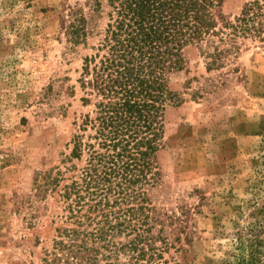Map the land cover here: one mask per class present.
<instances>
[{
    "label": "rangeland",
    "instance_id": "374dc122",
    "mask_svg": "<svg viewBox=\"0 0 264 264\" xmlns=\"http://www.w3.org/2000/svg\"><path fill=\"white\" fill-rule=\"evenodd\" d=\"M252 1L223 0L222 14L233 22ZM101 2L95 13L93 0H0V264H75V251L86 264L80 246L104 244L92 234L105 219L87 206L77 213L67 198L88 146L105 152L86 123L100 98L81 87L84 59L99 53L111 22ZM77 14L90 33L78 45L67 33ZM237 42L217 66L207 57L213 46L186 48L184 69L167 78L182 102L166 106L162 145L150 157L149 218L133 223L152 241L138 264H263L264 40ZM127 234L109 238H135Z\"/></svg>",
    "mask_w": 264,
    "mask_h": 264
},
{
    "label": "trees",
    "instance_id": "16d2710c",
    "mask_svg": "<svg viewBox=\"0 0 264 264\" xmlns=\"http://www.w3.org/2000/svg\"><path fill=\"white\" fill-rule=\"evenodd\" d=\"M106 1L112 9L111 22L99 53L84 59L81 83L83 89L93 90L100 98L96 117L87 118L86 123L92 124L95 140L105 152L88 146L87 167L81 181L69 187L67 198L75 196L77 213L87 206V212L95 214L92 218L105 219L92 236L104 243L100 247L109 254L104 256L100 247L80 246L88 253L86 264H97L99 255L106 264H120L117 257L121 254H127L129 264H138L147 256L143 244L152 241L133 223L144 218L138 221L147 225L149 218L142 189L150 181V157L162 145L166 106L182 102L168 87L167 78L184 69L188 47L213 46L207 57L211 66H217L236 49L239 38L264 40V0L247 3L233 22L222 14L223 0ZM93 7L95 13L100 12L101 0H93ZM67 33L74 44L86 43L90 35L86 18L77 14ZM219 45L230 47L220 49ZM81 149L77 140L72 156L79 159ZM126 231L128 236L135 234L127 243L116 244L109 238ZM69 254L75 264L82 263L76 251Z\"/></svg>",
    "mask_w": 264,
    "mask_h": 264
}]
</instances>
